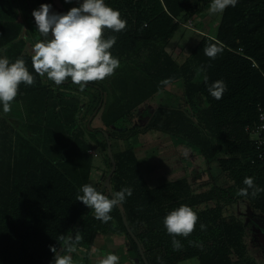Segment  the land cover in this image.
<instances>
[{
	"label": "trees",
	"instance_id": "trees-1",
	"mask_svg": "<svg viewBox=\"0 0 264 264\" xmlns=\"http://www.w3.org/2000/svg\"><path fill=\"white\" fill-rule=\"evenodd\" d=\"M48 1L0 0V58L10 62L23 58L35 78L32 86H19L12 102L25 107L23 130L0 112V264H53L51 248L70 254L59 236L75 238L77 233L81 239L75 251L83 250L89 256L98 235H121L139 264H145L118 206L110 213L112 220L104 223L76 200L82 195L81 187L91 184L94 169L89 154L94 148L89 138L93 133L82 124L81 116L86 107L94 113L102 93L101 118L117 164L111 186L113 192L133 189L120 206L149 264L191 260L195 264H256L248 255L246 226L226 207L246 199L264 214V192L256 198L236 194L245 187V177H253L264 188V166L254 162L256 149L247 130L257 122L258 108H264V0H237L235 7H227L217 33L200 37L182 63L170 52V42L181 23L205 13L211 0H105L127 22L121 32L105 29L104 34L105 38L117 37L110 52L120 67L114 75L89 83L83 90L70 78L57 86L36 74L33 54L26 52L28 40L34 45L43 39L32 12ZM211 43L221 49L215 59L204 54V47ZM201 67L205 71L197 75ZM180 79L190 112L158 108L142 128L119 126L121 121L133 120L137 106ZM164 80L170 82L162 84ZM218 80L227 85L219 100L208 91ZM149 130L188 142L208 165L219 167V176L211 175L210 187L200 192L186 179L149 187L133 147L114 149L115 141H128ZM95 132L103 136L109 164L98 191L111 198L107 189L102 191L112 169L107 141ZM181 205L190 206L198 221L190 236L176 237L182 248L173 250L163 220Z\"/></svg>",
	"mask_w": 264,
	"mask_h": 264
},
{
	"label": "clouds",
	"instance_id": "clouds-1",
	"mask_svg": "<svg viewBox=\"0 0 264 264\" xmlns=\"http://www.w3.org/2000/svg\"><path fill=\"white\" fill-rule=\"evenodd\" d=\"M70 2V0H66ZM237 0H211L210 11L222 13L227 7H235ZM37 31L43 37L33 45L31 57L32 67L36 74L46 76L48 80L59 86L69 78L71 82L80 86V89L89 84L103 81L114 75L120 67V61L115 58L110 49L116 43L115 35L105 38V29L113 32H121L126 28V20L121 18L119 10L105 4V0H83L79 7L71 8L66 14H57L51 11L50 4H41L38 10L32 12ZM204 54L210 59H215L221 49L215 43L204 47ZM201 67L197 75L204 72ZM208 83V76H203ZM169 80L161 81L168 84ZM32 86L35 83L34 76L29 72L23 58H17L10 62L7 57L0 58V105L4 113L11 111L12 102L18 94L21 84ZM227 90L224 81L218 80L208 86L210 95L219 100ZM245 187L236 193L241 197L251 196L256 198L264 192L254 182L253 177H245ZM76 200L91 208L95 218L107 223L112 220L110 213L113 208L123 204L126 197L133 194L131 187H123L120 191L109 196L102 194L92 184L81 187ZM198 221L197 213L187 205H181L169 212L163 224L167 233L172 237L173 250L182 248L181 242L176 237L187 238L195 230ZM204 230L206 226L200 225ZM65 249L70 253L75 251V244L81 239L79 233L75 238L60 235ZM189 243H193L190 241ZM55 254L54 264H73L71 255L60 254L55 247L51 248ZM159 259V258H158ZM98 264H119V257L115 254H107Z\"/></svg>",
	"mask_w": 264,
	"mask_h": 264
},
{
	"label": "crops",
	"instance_id": "crops-1",
	"mask_svg": "<svg viewBox=\"0 0 264 264\" xmlns=\"http://www.w3.org/2000/svg\"><path fill=\"white\" fill-rule=\"evenodd\" d=\"M200 34L205 36L203 33ZM23 36H25V30L23 31ZM199 39H195L196 41L194 42H197ZM28 46L29 43H27L26 52L33 54L32 51H28ZM184 47L185 45L180 47L179 44L169 45V50L173 57L180 63L184 62L189 54L183 56L182 53H180V55L175 56L176 51L173 49L176 48L182 52ZM192 47H194V45ZM102 98L101 102H104V94H102ZM102 107L103 106H101V108ZM11 108L12 109L9 113H4L3 107L0 105V112L9 119L16 129L22 130L26 124L25 107L22 104L12 103ZM101 108L97 111L92 120L91 117L94 113L91 115V109L88 107L85 108V111L81 116L82 124L84 126L86 124L89 130L93 133L89 134V138L94 146L90 151L95 153L91 154L94 158L91 184L97 190L103 183L109 169V164L105 160V154L101 147L103 136L95 132V130L101 132V129L107 131L102 122L101 115L103 108ZM158 108H174L190 112L182 79L171 83L165 89L154 94L149 100L137 106L133 111V120L121 121L119 126H121L122 129L126 128L127 130L142 128L149 119V116ZM96 110L94 112H96ZM87 115H89V118L84 122L83 119H87ZM18 118H23L24 120L22 119L18 123L16 122ZM100 136L102 139H100ZM120 143L126 145V148L129 146L133 147L140 163L141 173L146 183L151 188L158 187L168 182H176L186 179L194 190L195 183L200 184L206 182L205 180L210 178L211 175L216 176L220 173L219 167L216 164L212 166L208 165L206 159L194 148V146L183 139L162 132L155 130L140 132L128 141H121L118 143L123 146ZM215 170L217 171L216 173L214 172ZM109 253L115 254L119 257V264H139L138 258L133 255L128 240L124 236L115 234L98 235L89 256H86L83 250H76L70 252L68 255H71L73 264H98V262Z\"/></svg>",
	"mask_w": 264,
	"mask_h": 264
},
{
	"label": "rangeland",
	"instance_id": "rangeland-1",
	"mask_svg": "<svg viewBox=\"0 0 264 264\" xmlns=\"http://www.w3.org/2000/svg\"><path fill=\"white\" fill-rule=\"evenodd\" d=\"M82 2H83V0H70V2H66V0H49L45 4H50L51 5V11L54 13L66 14L68 12L67 7H69V10H70L73 7H79ZM221 16H222V13L213 14L210 11V6H209L205 13H203L202 15L196 16L192 19L193 25H194V30L187 29L183 26H180L176 32L175 37L170 42V45L179 44L180 47H183L184 45H185V47L183 48L182 52H180L178 49L174 48L173 50L176 51L175 56L180 55V53H182L183 56L188 55L192 49V46L195 44L194 41H196L197 39H199L200 37L203 36L200 33H203V34L209 35V36H214L217 33V29H218V25H219ZM28 43H29L28 51L31 52L33 45H31V42L29 40H28ZM86 118L87 119H83L84 122H86V120H88L89 115H87ZM22 119L23 118H18V120L16 122L19 123V121H21ZM100 139H102L101 136H100ZM119 142H121V141H115L114 142L115 151H118L119 149H121V147H124V148L126 147V145H123L124 142H123V144L120 143L123 146L119 145L118 144ZM101 147H102V151L105 153L106 148H105V145L103 142L101 144ZM214 172L216 173L217 171L215 170ZM216 176H219V174ZM205 181L206 182H203L200 184L195 183L194 190L201 191V190H205L206 188H209L210 187L209 183L212 182L211 176H210V178H208ZM213 204L214 203H211V205H213ZM226 208L230 210L229 211L230 214H234L239 220H242L246 223L247 231H246L245 240H246V242H248L249 257L252 258L256 264H264V249L259 244V242L255 241V239L253 238V234H252V231L250 229V225L247 224L248 221L246 222V219L242 218L244 216V214H249L252 211V207H251L250 203L246 199H237L233 203L230 204L229 208L228 207H226ZM257 216L260 218H264V216L259 215V214H257ZM196 262H197L196 260H191V261L181 262L180 264H195Z\"/></svg>",
	"mask_w": 264,
	"mask_h": 264
},
{
	"label": "built area",
	"instance_id": "built-area-1",
	"mask_svg": "<svg viewBox=\"0 0 264 264\" xmlns=\"http://www.w3.org/2000/svg\"><path fill=\"white\" fill-rule=\"evenodd\" d=\"M184 27L194 30L192 19H189L186 23H181ZM251 136V141L255 146L256 152L254 162L257 161L264 166V108H258V120L252 127H247ZM90 154H95L90 151Z\"/></svg>",
	"mask_w": 264,
	"mask_h": 264
},
{
	"label": "water",
	"instance_id": "water-1",
	"mask_svg": "<svg viewBox=\"0 0 264 264\" xmlns=\"http://www.w3.org/2000/svg\"><path fill=\"white\" fill-rule=\"evenodd\" d=\"M28 4H30L29 1H28ZM31 10H33V7H32V6H31ZM102 94H103V93H102ZM102 103H103V102L100 103V105H99V107L97 108L96 112H94L93 116L91 117V120H92L93 117L96 115L97 111L101 108ZM91 120H90V122H91ZM89 125H90V124H89ZM100 131H101V133L104 134V136H105V138H106V141H107V152H108V156H109V158H110V160H111V162H112V169H111L110 173L108 174V176H107V178H106V180H105V183H104V186H103V188H102V191H104V190L107 189L108 192H109L110 195H111V193H113V189H112V186H111V180H112V177H113V175H114V173H115V171H116L117 164H116V161H115V158H114L113 152H112V145H111V140H110V135H109V133H108L107 131H105L104 129H101ZM118 207H119V209H120V211H121V214H122V217H123L124 224H125V226H126L128 232H129V234L131 235V237L133 238V240L136 242V244H137L138 247H139V250H140V253H141V256H142V259H143L144 263H145V264H149V262H148V260H147V258H146V256H145V252H144V250H143V248H142V246H141V244H140L138 238L136 237V235L133 233V231L131 230L130 226L128 225V222H127V220H126V217H125V215H124V212H123L121 206L119 205ZM62 252H63V251H62ZM62 252H60V254H62ZM53 264H54V263H53Z\"/></svg>",
	"mask_w": 264,
	"mask_h": 264
},
{
	"label": "flooded vegetation",
	"instance_id": "flooded-vegetation-1",
	"mask_svg": "<svg viewBox=\"0 0 264 264\" xmlns=\"http://www.w3.org/2000/svg\"><path fill=\"white\" fill-rule=\"evenodd\" d=\"M257 214L264 216L263 213L258 212L252 208V211L249 214H244V216L242 218L246 219V222L248 221L247 224L250 225V229L252 231L253 238L255 239V241H258L259 244L264 249V218L258 217ZM240 221L243 222V224L246 226V223L244 221H242V220H240ZM246 231H247V227H246ZM246 244H247V250H248L249 249L248 242H246ZM248 253H249V250H248Z\"/></svg>",
	"mask_w": 264,
	"mask_h": 264
}]
</instances>
